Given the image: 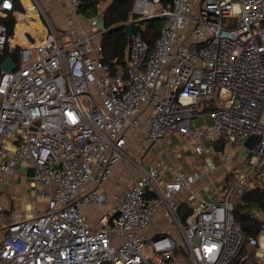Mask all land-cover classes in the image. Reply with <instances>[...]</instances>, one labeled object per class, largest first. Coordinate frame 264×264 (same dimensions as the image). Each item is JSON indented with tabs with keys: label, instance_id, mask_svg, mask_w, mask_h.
<instances>
[{
	"label": "built area",
	"instance_id": "2783aa9c",
	"mask_svg": "<svg viewBox=\"0 0 264 264\" xmlns=\"http://www.w3.org/2000/svg\"><path fill=\"white\" fill-rule=\"evenodd\" d=\"M45 1L73 16L85 4ZM31 2L49 24L42 43L26 32L29 45L14 44L0 23V54L18 51L0 77V185L34 169L47 206L12 223L0 203V264H264L263 210H242L257 236L235 216L264 191V0H134L125 26L163 24L153 48L133 29L126 67L106 59L101 4L87 30L66 16L61 31ZM25 13L22 0H0L15 29ZM206 112L211 124L192 126ZM186 147L202 158L189 171L175 161ZM120 163L137 176L118 202L106 184ZM90 206L104 209L96 229Z\"/></svg>",
	"mask_w": 264,
	"mask_h": 264
},
{
	"label": "trees",
	"instance_id": "16d2710c",
	"mask_svg": "<svg viewBox=\"0 0 264 264\" xmlns=\"http://www.w3.org/2000/svg\"><path fill=\"white\" fill-rule=\"evenodd\" d=\"M107 1L85 0L84 7L80 12L87 18L92 17L97 11V6ZM133 2L134 0H111L103 16L105 27L109 29L103 37L106 59L109 62H113L117 58L118 65L122 67L127 66V48L130 42L126 34L127 26L125 24L136 18V15L132 13ZM17 8L20 12H25L19 3L17 4ZM19 16L20 14L17 15L18 19ZM0 23L6 24L9 27L10 35H14L16 19L13 16H9L7 19L0 18ZM162 24L161 19L146 20L142 21L139 27L133 26V29L135 32L140 31L144 40L153 48L160 35ZM9 54H11L15 61H18V51L10 53L7 48L3 54H0V66ZM1 75L2 71L0 69V77ZM244 200L245 205L236 208L235 216L247 236H257L260 222L251 219L249 215L242 213V210L245 208L251 211L261 209L264 212V191H253L245 195Z\"/></svg>",
	"mask_w": 264,
	"mask_h": 264
},
{
	"label": "crops",
	"instance_id": "0c3cea01",
	"mask_svg": "<svg viewBox=\"0 0 264 264\" xmlns=\"http://www.w3.org/2000/svg\"><path fill=\"white\" fill-rule=\"evenodd\" d=\"M48 2L50 5L56 6L57 9H60L56 2ZM48 13L52 14L53 17L55 16L54 13H51L49 11ZM66 16L70 19L72 29H76L78 31L80 28H83V30H87L86 22L80 21V19L86 20L87 17L81 12L79 16H73V14L70 13V10L66 9L64 17L60 22H57V24H55L56 27L61 31H63V29H66V27H64ZM40 21L47 30L48 26H46L45 22L43 21V17H41ZM73 22L75 23L74 25L72 24ZM65 34L68 35V32H65ZM163 143L165 144V141H163ZM182 154L183 157H181L180 159L176 158L175 161L177 163V166L182 167L183 169L188 171L194 168V166H196L197 163L202 160H197V156H194L192 154V151L189 147H186L185 151ZM157 155V151L154 150L149 155H146L143 159L145 167H148L150 164H152L155 161V157ZM31 177L32 176H30V171L26 170L24 166H20L17 168L16 173L12 177H10L5 183L0 185V203L10 207L9 220L12 223H16L24 218H32L36 216L39 211L43 212L46 209V201L38 200L34 197ZM12 193L17 194L18 199H16L15 201L10 198V195ZM95 208L98 209L95 206H90L84 208L83 210L88 223L94 229L98 227L99 215L103 213L102 211H98V213L92 212V210Z\"/></svg>",
	"mask_w": 264,
	"mask_h": 264
},
{
	"label": "rangeland",
	"instance_id": "374dc122",
	"mask_svg": "<svg viewBox=\"0 0 264 264\" xmlns=\"http://www.w3.org/2000/svg\"><path fill=\"white\" fill-rule=\"evenodd\" d=\"M40 3L42 5H44L49 12L54 13V17L52 16V14H49L51 17V21L54 24H57V22H60L61 19L64 17L65 12H63L61 9H57L56 6L50 5L48 1L45 0H39ZM111 0H108L107 2L104 3H100L101 6L106 10L108 5L110 4ZM79 16V15H76ZM81 18V17H80ZM79 18V19H80ZM43 21L45 22L46 26H49V24L47 23L46 19L43 17ZM80 21H85L86 20H81ZM73 25L75 24L74 22L72 23ZM207 124H211V113L206 112L204 114H202L199 119L192 121V126L196 125V126H200L201 124L204 123ZM154 153V152H153ZM197 160L202 159L201 157H196ZM137 176V171L135 170V168L131 167V166H124L123 164H119L114 173L113 176L111 178V181L106 184V191L109 194H118V202H120L123 198L124 192H125V188L127 186L128 181H131L133 178H135ZM112 205L115 206V203L112 202ZM98 209H93L92 212L98 213V211H102L103 212V208L102 207H97ZM1 236L3 235L2 233H0Z\"/></svg>",
	"mask_w": 264,
	"mask_h": 264
},
{
	"label": "bare ground",
	"instance_id": "6f19581e",
	"mask_svg": "<svg viewBox=\"0 0 264 264\" xmlns=\"http://www.w3.org/2000/svg\"><path fill=\"white\" fill-rule=\"evenodd\" d=\"M27 13L20 14L18 24L15 29V36L13 39L14 44L21 46L29 45L25 37V33L29 32L37 38L38 43H42L47 35V30L40 21L36 9L33 7L31 0H22Z\"/></svg>",
	"mask_w": 264,
	"mask_h": 264
},
{
	"label": "water",
	"instance_id": "95a60500",
	"mask_svg": "<svg viewBox=\"0 0 264 264\" xmlns=\"http://www.w3.org/2000/svg\"><path fill=\"white\" fill-rule=\"evenodd\" d=\"M100 26L102 28L105 27V23H104L103 20L101 21ZM126 34H127V37L132 36V34H133V27L131 25L127 27ZM0 68H1V71L2 72H12L16 68V63H15L14 59L12 58L11 54H9L6 57V59L2 62ZM256 138H257L256 135H253L246 142V146H248L249 148H253ZM216 149H217V151H221L222 150V145H217L216 146ZM33 174H34V169H31L30 170V176H33Z\"/></svg>",
	"mask_w": 264,
	"mask_h": 264
}]
</instances>
